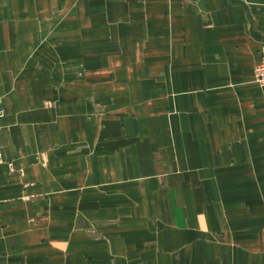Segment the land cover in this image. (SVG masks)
Segmentation results:
<instances>
[{
	"label": "crops",
	"instance_id": "1",
	"mask_svg": "<svg viewBox=\"0 0 264 264\" xmlns=\"http://www.w3.org/2000/svg\"><path fill=\"white\" fill-rule=\"evenodd\" d=\"M263 49L264 0H0V264H264Z\"/></svg>",
	"mask_w": 264,
	"mask_h": 264
},
{
	"label": "built area",
	"instance_id": "2",
	"mask_svg": "<svg viewBox=\"0 0 264 264\" xmlns=\"http://www.w3.org/2000/svg\"><path fill=\"white\" fill-rule=\"evenodd\" d=\"M254 78L258 84L264 85V49L259 54V59L254 65L253 69ZM3 115V108L0 104V119Z\"/></svg>",
	"mask_w": 264,
	"mask_h": 264
},
{
	"label": "rangeland",
	"instance_id": "3",
	"mask_svg": "<svg viewBox=\"0 0 264 264\" xmlns=\"http://www.w3.org/2000/svg\"><path fill=\"white\" fill-rule=\"evenodd\" d=\"M46 105L48 104V102H44ZM50 103V102H49ZM97 230V229H96ZM96 230H94L93 228H91V227H89L88 229H87V232L88 233H91V232H96Z\"/></svg>",
	"mask_w": 264,
	"mask_h": 264
}]
</instances>
